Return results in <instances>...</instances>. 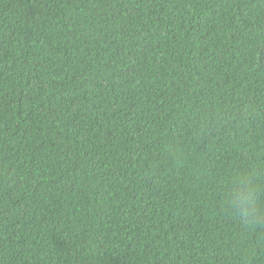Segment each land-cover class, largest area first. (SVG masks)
Masks as SVG:
<instances>
[{"label": "trees", "instance_id": "16d2710c", "mask_svg": "<svg viewBox=\"0 0 264 264\" xmlns=\"http://www.w3.org/2000/svg\"><path fill=\"white\" fill-rule=\"evenodd\" d=\"M250 169L264 0H0V264H264Z\"/></svg>", "mask_w": 264, "mask_h": 264}, {"label": "clouds", "instance_id": "9594fccd", "mask_svg": "<svg viewBox=\"0 0 264 264\" xmlns=\"http://www.w3.org/2000/svg\"><path fill=\"white\" fill-rule=\"evenodd\" d=\"M227 196L232 214L245 229L264 235V174L251 169L239 173Z\"/></svg>", "mask_w": 264, "mask_h": 264}]
</instances>
